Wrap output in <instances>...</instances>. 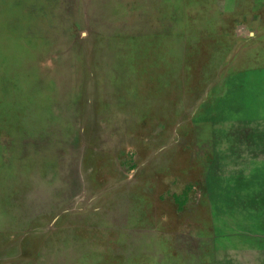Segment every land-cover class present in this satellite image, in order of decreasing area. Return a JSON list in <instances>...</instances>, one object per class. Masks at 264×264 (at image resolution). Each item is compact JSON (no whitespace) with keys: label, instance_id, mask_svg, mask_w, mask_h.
Here are the masks:
<instances>
[{"label":"rangeland","instance_id":"rangeland-1","mask_svg":"<svg viewBox=\"0 0 264 264\" xmlns=\"http://www.w3.org/2000/svg\"><path fill=\"white\" fill-rule=\"evenodd\" d=\"M0 264H264V0H0Z\"/></svg>","mask_w":264,"mask_h":264}]
</instances>
